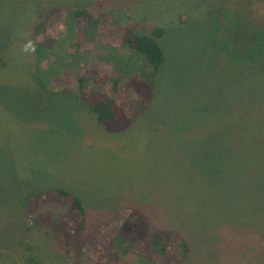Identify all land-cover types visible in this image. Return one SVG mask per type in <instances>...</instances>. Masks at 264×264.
I'll return each mask as SVG.
<instances>
[{
    "label": "rangeland",
    "instance_id": "obj_1",
    "mask_svg": "<svg viewBox=\"0 0 264 264\" xmlns=\"http://www.w3.org/2000/svg\"><path fill=\"white\" fill-rule=\"evenodd\" d=\"M32 1L0 0V54L9 59L8 71L0 70V263L76 264L61 254L66 202L33 198L63 187L81 197L88 217L74 244L77 264H264V0H193V15L160 39L165 60L140 116L126 86L141 64L114 62L122 29L92 4L99 22L79 23V63L89 89L119 100L135 118L119 132L93 126L75 96L77 68L62 62L65 13L38 37L64 40L44 62L59 70L48 89L15 72L12 60L26 57L14 31ZM183 3L144 1L139 9L154 15L143 11L140 23L150 29ZM133 208L153 231L173 228L188 241L181 263L178 249L164 254L144 240L118 238Z\"/></svg>",
    "mask_w": 264,
    "mask_h": 264
},
{
    "label": "trees",
    "instance_id": "obj_2",
    "mask_svg": "<svg viewBox=\"0 0 264 264\" xmlns=\"http://www.w3.org/2000/svg\"><path fill=\"white\" fill-rule=\"evenodd\" d=\"M114 1L56 0L53 2V0H33L22 11L21 23L16 25L14 31L16 35L13 33L15 35L13 40H18L14 45L18 44L20 53L26 57L19 61L12 60L15 72H20L21 77L24 76L27 83H30L28 85L41 90L48 89L50 78L58 74L59 70L57 68L53 69V66L45 69L43 67L44 62L57 44L63 46L64 40L55 38L40 40L38 37L52 24L53 19L64 13L66 14L68 45L62 54V62L64 65L77 68L79 92L75 96L81 99L83 105L88 109L90 122L92 121L93 126H101L108 132L127 130L132 126L135 118L127 113L119 100L101 92L99 89H89L90 78L84 74V70L87 67H82L79 63V59L82 56V43L78 31L82 30L80 22L88 28L96 26L99 22V19L95 18L90 12V6L99 3L100 15H105L107 20L114 22L122 29V47L119 52L117 51L118 54L113 56L114 62L117 65L130 63V66H134V62L141 64L139 67L141 73L133 82L126 86V91L130 95V103L138 116L146 112L154 99L156 78L165 60L160 39L165 35L167 27L186 23L189 17L193 15L192 10L194 11L198 7L196 2L192 3L193 0H183L184 3L177 8V13L174 17L156 21V25L148 29L140 23L142 22V17H145L142 12L146 11V14L149 13L151 17L154 13L150 9L140 10L139 7L144 1L155 0H134L127 8L115 6ZM48 2H50V5ZM52 2H57L59 5H52ZM186 5L187 8L185 7ZM29 41L32 42L35 51L29 50L25 52L24 46ZM251 42L253 41L251 40ZM13 47H11L10 51ZM6 53L0 54V70L2 69V72L8 71L6 66L9 64V59ZM23 73L24 75H22ZM2 80L5 79L0 77V82ZM15 83L18 84L19 80ZM0 110L5 111L1 104ZM0 116H2L1 112ZM46 195H54L58 199L64 200L67 204L68 215L64 222L62 221L64 234L62 233L63 235L60 237L65 243V251H61V254L65 255L66 259L75 260L77 264L79 252H77L74 244H76V238L87 229L88 221L84 202L75 192L63 187L42 189L33 198L43 200ZM131 214L132 217L125 220L121 227L122 234L118 235L119 239L124 240V236L126 238L128 236L141 239L147 242L153 251L164 254L172 248L178 249L180 257L177 258V263H181L187 257L190 245L175 229L163 228L153 231L150 221L142 211L138 208H133ZM2 256L0 253V260ZM28 258L30 260L34 259L31 255Z\"/></svg>",
    "mask_w": 264,
    "mask_h": 264
},
{
    "label": "clouds",
    "instance_id": "obj_3",
    "mask_svg": "<svg viewBox=\"0 0 264 264\" xmlns=\"http://www.w3.org/2000/svg\"><path fill=\"white\" fill-rule=\"evenodd\" d=\"M29 50H31V51H35L34 46H33V44H32L31 41H29L28 44H26V45L24 46V51H25V52H28Z\"/></svg>",
    "mask_w": 264,
    "mask_h": 264
}]
</instances>
